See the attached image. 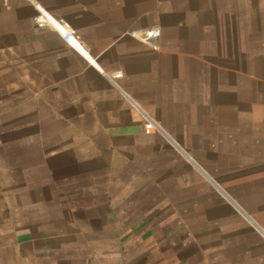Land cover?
Here are the masks:
<instances>
[{"label":"crops","instance_id":"1","mask_svg":"<svg viewBox=\"0 0 264 264\" xmlns=\"http://www.w3.org/2000/svg\"><path fill=\"white\" fill-rule=\"evenodd\" d=\"M6 119L0 264H264V0H0Z\"/></svg>","mask_w":264,"mask_h":264},{"label":"built area","instance_id":"2","mask_svg":"<svg viewBox=\"0 0 264 264\" xmlns=\"http://www.w3.org/2000/svg\"><path fill=\"white\" fill-rule=\"evenodd\" d=\"M39 11V9H38ZM35 24L39 28H49L53 30L57 35L60 36V38L71 48H73L75 51L80 53V48H82L81 43L79 41V37L76 34L75 30L72 28V26L64 21V20H58L54 18H48V16L42 12L40 9L38 16L34 20ZM132 35L134 37L141 38L142 41L153 44L159 37V32L156 29H151L148 31H145L143 33L141 32H133ZM113 78H119L120 74L115 73L112 75ZM144 131L146 133L149 132H162L161 127L155 123L152 120H147V122L144 125Z\"/></svg>","mask_w":264,"mask_h":264},{"label":"rangeland","instance_id":"3","mask_svg":"<svg viewBox=\"0 0 264 264\" xmlns=\"http://www.w3.org/2000/svg\"><path fill=\"white\" fill-rule=\"evenodd\" d=\"M6 121H8V119H6L5 122L0 121V140H2V146H8L13 141V139H16L12 136H9V131H14V129L12 127L13 125ZM17 146H19L18 142L16 143L15 147Z\"/></svg>","mask_w":264,"mask_h":264},{"label":"bare ground","instance_id":"4","mask_svg":"<svg viewBox=\"0 0 264 264\" xmlns=\"http://www.w3.org/2000/svg\"><path fill=\"white\" fill-rule=\"evenodd\" d=\"M39 11H40V9H39ZM43 12V11H42ZM43 13H45V12H43ZM46 14V13H45ZM47 16H48V18H50V16L48 15V14H46ZM51 19V18H50Z\"/></svg>","mask_w":264,"mask_h":264}]
</instances>
